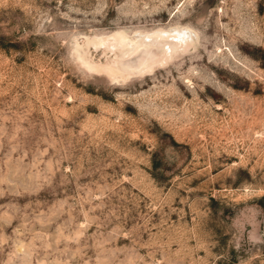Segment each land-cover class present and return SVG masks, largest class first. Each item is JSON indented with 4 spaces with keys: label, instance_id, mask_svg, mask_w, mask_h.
<instances>
[{
    "label": "rangeland",
    "instance_id": "rangeland-1",
    "mask_svg": "<svg viewBox=\"0 0 264 264\" xmlns=\"http://www.w3.org/2000/svg\"><path fill=\"white\" fill-rule=\"evenodd\" d=\"M0 264H264V0H0Z\"/></svg>",
    "mask_w": 264,
    "mask_h": 264
},
{
    "label": "bare ground",
    "instance_id": "bare-ground-1",
    "mask_svg": "<svg viewBox=\"0 0 264 264\" xmlns=\"http://www.w3.org/2000/svg\"><path fill=\"white\" fill-rule=\"evenodd\" d=\"M166 34V33H165ZM173 34V33H172ZM163 35V34H162ZM178 35H179V33H178ZM180 36V35H179ZM159 37V36H158ZM177 37V36H176ZM179 38H181V37H178V39ZM105 41H106V39H104ZM180 40V39H179ZM116 42V41H115ZM102 44V43H101ZM165 55V54H164ZM167 56V55H166ZM165 59H167L166 57H164ZM168 58H169V55H168ZM163 59V58H162ZM159 61V60H158ZM163 61H164V59H163ZM166 61V60H165ZM160 63V62H159ZM152 66L150 65L149 66V69L151 68ZM148 69V68H147ZM104 70V69H103Z\"/></svg>",
    "mask_w": 264,
    "mask_h": 264
}]
</instances>
